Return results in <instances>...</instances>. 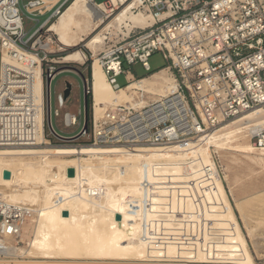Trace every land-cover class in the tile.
<instances>
[{
  "label": "built area",
  "instance_id": "obj_1",
  "mask_svg": "<svg viewBox=\"0 0 264 264\" xmlns=\"http://www.w3.org/2000/svg\"><path fill=\"white\" fill-rule=\"evenodd\" d=\"M53 1L27 3L25 12L33 18L50 14L27 37L21 0H0V148H34L39 135L48 143L41 147L53 146L50 136L61 147H175L186 153L184 158L166 154L152 162L149 159L141 183L146 210L153 209L158 197L163 200L161 221H147L140 235L149 247V259L195 264L201 254L208 264L240 263L237 252L231 255L220 250L232 233L216 221L215 212L222 206L216 200V182L224 183L221 171L214 158L213 167L197 168L202 159L188 153L201 135L251 113L264 114V0H91L105 22L129 9L149 15L152 24L135 27L116 42L109 41L97 56L90 51L83 63H65L64 57L78 49L62 52L55 36L47 39L49 26L61 17L70 0L55 6ZM101 6L108 11L99 9ZM156 53L169 62L161 70L170 72L175 90L147 106L115 103L97 112L92 87L94 63L101 66L107 82L119 93L137 79L125 66L139 64L149 72V60ZM28 55L39 63L27 59ZM88 63L90 80L85 79L84 87L88 126L85 128V111L66 114L65 125L80 127V134L65 138L52 125L53 116L60 113L56 110L53 115L50 86L67 70H58V66L84 67ZM38 66L43 81L40 103L35 93ZM122 76L124 87L118 83ZM68 99L60 95L61 107ZM251 128L247 133L250 142L264 149V122ZM138 205L132 200L133 209ZM34 216L28 207L0 199V259H12L10 243L22 244L23 228ZM170 246L178 250L174 257L167 252Z\"/></svg>",
  "mask_w": 264,
  "mask_h": 264
},
{
  "label": "bare ground",
  "instance_id": "obj_2",
  "mask_svg": "<svg viewBox=\"0 0 264 264\" xmlns=\"http://www.w3.org/2000/svg\"><path fill=\"white\" fill-rule=\"evenodd\" d=\"M103 11H108L101 6ZM101 10V11H102ZM152 24V18L144 13H133L129 9H124L117 14L111 21L106 23L102 12L98 11L91 4V0H73V2L64 10L57 22L49 26V33L57 38L59 51H66L77 48L85 44V48L93 52L95 56L103 51L108 45L109 37L122 35L127 37L135 27L146 28ZM50 36V35H49ZM49 38V37H48ZM39 60L31 55L27 59ZM65 63H83L85 62V53L80 50L68 54L64 57ZM5 60H7L5 58ZM93 79V97L96 104L97 112L108 105L115 103L140 104L147 106L148 103L159 100L175 90V82L170 72L165 69L152 74L140 81H134L128 87L119 93L113 91L112 87L106 80L101 66L95 62L92 68ZM42 70L40 66L35 69V93L42 102ZM139 100V101H136ZM263 112L251 113L234 122H228L219 128L201 135L194 147L189 151L193 157L199 156L202 159L197 168L213 165V150L218 154L229 151L243 156L250 164L252 173L256 176L264 175V149H257L249 140L247 133L253 126H260L264 122ZM40 119L39 123H41ZM48 145L43 135L37 138V144L34 148H0V199L20 204L28 207L35 213L30 223L34 226L37 233L41 223L40 217L50 220L51 224L63 223L75 219V213L78 210L90 211L93 207H99L109 212L117 213L123 206H131L130 200L125 193V189L113 191L114 186H108L111 178H128L134 177L136 180H144L146 175V164L150 159L160 158L169 154L173 158H184L186 153H181L175 147L165 149L160 146L149 147L145 149L125 150L121 147H41ZM118 149V153L114 152ZM230 156V155H229ZM72 160H63L66 158H75ZM82 157H88L84 159ZM102 159L105 165L93 164L90 161ZM89 161V162H88ZM82 163V164H81ZM69 169L75 171L74 177L68 176ZM10 173V178L6 181L4 174ZM30 173L35 174V179L30 182ZM55 180L54 182L52 180ZM113 181V180H112ZM224 181V180H223ZM57 182V183H55ZM21 183H32L44 189L53 197V204L48 211L38 213L33 210L29 204V199L17 192V185ZM113 183V182H112ZM31 184V185H32ZM216 200L220 203L221 208L216 211V221L223 229H231L232 233L228 235L226 244L220 246V250L228 254L240 256L238 264H252L250 252L243 238L240 225L236 219V211L243 219L246 216V202L237 198L234 190V197L237 200L236 208L231 203L225 184L221 181L216 182ZM139 188V187H138ZM99 194L111 196L119 201L117 206L110 205L107 201H95L93 190ZM141 189V188H140ZM143 190V189H141ZM123 192V193H122ZM137 212L134 210L132 215H122V221L119 223L121 230L108 235L109 244L105 247L103 242H94L95 251L101 252L106 249L121 251L123 248L130 250L139 259L142 264L147 263H175L151 261L149 247L146 242L140 238L145 224L150 220L161 221L163 217L160 205H154L149 211L145 209L144 204L137 206ZM67 212L68 216L64 217L63 213ZM26 224L23 228L21 242ZM169 226V224H167ZM33 229V231H34ZM26 238V237H25ZM67 243V242H66ZM27 247L19 248L17 245L10 243V256L12 259L29 256L33 253H44L50 250L48 244L40 246L36 243L33 236L27 241ZM71 244H66L63 248V254L69 255L68 248ZM94 249V248H93ZM143 251V252H142ZM170 257H174L178 250L170 246L167 248ZM90 256H94L91 253ZM195 264H208L204 261L201 254Z\"/></svg>",
  "mask_w": 264,
  "mask_h": 264
},
{
  "label": "rangeland",
  "instance_id": "obj_3",
  "mask_svg": "<svg viewBox=\"0 0 264 264\" xmlns=\"http://www.w3.org/2000/svg\"><path fill=\"white\" fill-rule=\"evenodd\" d=\"M32 0H21L20 9L24 21V29L27 37H29L41 24L47 20V17L33 18L25 12V6ZM73 2L71 0L68 5ZM97 3H102L104 0H96ZM59 18L54 20L57 22ZM110 19L109 21H111ZM109 21H106L108 23ZM49 38H53V35H48ZM47 37V39H49ZM122 35L109 37V41L116 42ZM78 50H83L86 55L91 52L85 48V44H81L77 47ZM76 49V50H77ZM57 50V48H56ZM87 52V53H86ZM93 53V52H92ZM61 54L55 55L56 57ZM94 55V53H93ZM150 71L147 72L139 64L132 67L125 66V69L138 78H145L153 73L159 72L161 69L167 67L169 62L162 53H156L150 60ZM90 67L91 63H88L84 67L79 65H64L58 66V70L67 68V70L60 72L50 86L51 94V108L53 115L56 110H59L60 116H53L52 125L54 130L65 138H74L80 134V127H67L64 122V116L66 114L78 115L80 109L85 111V79L90 80ZM118 83L124 87L126 81L124 77L118 79ZM66 84L71 85L72 90L67 103L61 107L59 97L64 94ZM50 133V132H48ZM53 142L52 147H61L58 144L56 138L50 136ZM249 140V138H247ZM250 141V140H249ZM80 142H85L81 140ZM63 147V146H62ZM67 147H75L70 144ZM118 153V149H115L112 153ZM213 158L217 163L229 194L234 210H237V200L234 197V192L237 198L246 203V216L247 219H243L241 215L236 211V219L240 225L243 238L247 244L250 252V260L252 264H264V175L256 176L250 169L249 162L241 155L232 153L229 151L218 154L213 150ZM230 155V156H229ZM75 158H66L63 160H72ZM89 159L88 157H82ZM89 162V161H88ZM93 164L105 165V161L98 159L96 161H90ZM82 164V163H81ZM30 182L35 179V174L30 173ZM146 175L144 176V178ZM6 179V178H5ZM8 179H6L7 181ZM108 186H114L113 191L119 192V190L125 189L127 191L128 198L135 200L140 204H144L143 197L145 192L141 190V183L143 180H136L134 177L129 176L128 178H111ZM113 180V181H112ZM55 181L54 179L52 180ZM113 182V183H112ZM57 183V182H55ZM21 183L17 185V192L29 199L31 208L38 213H44L45 209L49 208L53 204V197L49 195L44 189H40L34 184ZM139 187V188H138ZM141 188V189H140ZM234 190V192L232 191ZM95 201L100 202L102 200L107 201L112 206H117L119 201H115L116 198H112L110 195L105 196L99 194L97 190H93ZM123 193V192H122ZM163 193H161L162 195ZM162 199L157 198L154 205L157 206L162 204ZM117 212H109L99 207H93L90 211L78 210L75 214V219L65 221L63 223L51 224L47 218L40 217V225L34 236V226L30 223L24 231L23 242L18 245L19 248L27 247V241L31 236L34 237L37 244L50 245L48 252L44 253H33L26 258L19 257L10 260L0 259V264H142L140 262V256H136L130 250L123 248L121 251H114L110 249L96 252L94 242H103L106 247L109 244L108 235L114 234L117 229L121 230L119 223L123 219L122 215L129 216L134 212L133 206H123ZM48 211V209L46 210ZM137 212V210H135ZM121 216V220H117V216ZM34 229V231H33ZM26 237V238H25ZM71 244L72 247L68 248L69 255H64L63 248L67 244ZM226 244V241L223 243ZM94 248V249H93ZM143 252V251H142ZM94 253V256H90ZM248 264L247 261L245 260ZM147 264H185V263H147Z\"/></svg>",
  "mask_w": 264,
  "mask_h": 264
},
{
  "label": "water",
  "instance_id": "obj_4",
  "mask_svg": "<svg viewBox=\"0 0 264 264\" xmlns=\"http://www.w3.org/2000/svg\"><path fill=\"white\" fill-rule=\"evenodd\" d=\"M71 90H72L71 85L66 84V89H65V92H64V95H65V98L66 99L70 97ZM85 113H86V124H85V128H87V126H88V124H87V118H88V98L86 96H85ZM68 176L69 177H74L75 176V171L73 169H69ZM4 177L6 179H9L10 178V173L6 172L4 174ZM63 216L64 217H67L68 216V213L67 212H64L63 213ZM116 218H117V220H121V216H119V215Z\"/></svg>",
  "mask_w": 264,
  "mask_h": 264
},
{
  "label": "crops",
  "instance_id": "obj_5",
  "mask_svg": "<svg viewBox=\"0 0 264 264\" xmlns=\"http://www.w3.org/2000/svg\"><path fill=\"white\" fill-rule=\"evenodd\" d=\"M66 1H69V0H54L51 4L53 5V6H55V5H57V4H63L64 2H66ZM71 1V0H70ZM69 1V2H70ZM69 2H68V4H69ZM50 4V5H51ZM49 16H50V14H48V15H46V16H44V17H47V19L49 18Z\"/></svg>",
  "mask_w": 264,
  "mask_h": 264
},
{
  "label": "trees",
  "instance_id": "obj_6",
  "mask_svg": "<svg viewBox=\"0 0 264 264\" xmlns=\"http://www.w3.org/2000/svg\"><path fill=\"white\" fill-rule=\"evenodd\" d=\"M69 5L67 4V6L66 7H68ZM154 74V73H153ZM152 75V74H151Z\"/></svg>",
  "mask_w": 264,
  "mask_h": 264
}]
</instances>
